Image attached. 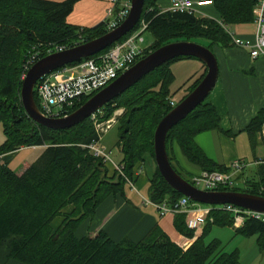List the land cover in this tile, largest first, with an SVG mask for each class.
<instances>
[{
  "label": "trees",
  "instance_id": "obj_1",
  "mask_svg": "<svg viewBox=\"0 0 264 264\" xmlns=\"http://www.w3.org/2000/svg\"><path fill=\"white\" fill-rule=\"evenodd\" d=\"M77 1L0 0V124L5 137L0 143V264H241L238 251L223 252L215 239L204 242L212 226L232 227L235 234L242 237L256 236L259 249L264 250V223L247 219L243 226L235 228L230 216L218 207L206 215L199 236L196 234L199 230L187 228L186 215H173L174 230L185 239L193 240L185 249L158 225L139 241L128 238L114 241L104 230L92 236L76 235L79 226L93 219L97 208L108 197L124 198L129 190L125 178L137 183L135 169L147 159L154 166L148 177L147 198L160 203L163 200L176 202L182 197L158 172L153 136L159 121L176 105L170 104V86L174 80L170 66L176 61L194 59L180 57L164 63L102 107L106 117L112 115L114 104L125 109L118 123L116 143L121 153L122 176L84 147L96 140L89 118L70 129L54 131L33 122L21 104L22 76L31 54L39 53V60L47 55L44 50L50 45L66 44L70 48L79 36L87 42L109 31L104 21L91 28L68 24L66 19ZM157 1L144 0L138 24L119 40L138 29L141 22L145 23V31L151 33L153 42L144 49L142 57L178 41L195 42L211 51L214 45L227 47L230 39L221 24L230 26L254 21L256 0H212L219 22L186 13L160 11ZM118 9L117 6L115 11ZM204 74L186 88L187 94ZM33 98L41 110L36 87ZM86 101L75 105L69 114ZM220 120L215 107L205 99L166 135L169 162L190 184L191 178L201 171H227L226 167L209 159L195 142V137L204 132L221 131L227 135L220 127ZM263 123L264 104L244 129L253 149ZM33 147H42L43 152L21 174H16L9 167L13 154ZM181 158L196 171L185 168ZM242 176L243 173L236 179ZM256 176L244 181L243 187L220 191L244 192L264 198V165H257ZM58 217L62 221L54 228L53 222Z\"/></svg>",
  "mask_w": 264,
  "mask_h": 264
},
{
  "label": "built area",
  "instance_id": "obj_2",
  "mask_svg": "<svg viewBox=\"0 0 264 264\" xmlns=\"http://www.w3.org/2000/svg\"><path fill=\"white\" fill-rule=\"evenodd\" d=\"M109 8L106 11L104 22L110 31L117 27L127 17L130 8V0H108ZM206 5H212L208 1L192 0H170V6L167 11L197 15L198 8ZM118 11H115L116 7ZM254 23L256 32L253 39H242L233 34L229 26L222 25L223 30L230 39V45L233 47L245 49L249 52L252 59L258 57L264 58V0H256L253 8ZM146 29V24L141 22L138 29L133 31L124 40L117 41L107 48L103 53L96 54L83 59L78 63L66 65L41 77L36 84V92L39 99L41 113L48 118H60L69 114L75 105L84 99H89L95 93L105 88L113 82L121 73L126 71L138 60L141 59L144 49L140 47L142 41L141 35ZM74 46L84 43L79 36L73 41ZM66 44H54L48 46L44 51L47 55L68 49ZM39 53L31 54L25 63V72L38 61ZM46 55V56H47ZM174 106V102H170ZM123 109L113 112L110 118L105 119V111L99 109L90 117V121L95 126L96 140L84 146L88 152L95 158L110 166L113 171L123 176L122 166L112 162L110 151L103 145L101 140L103 135L114 127L118 117L122 115ZM259 138L264 147V123L259 131ZM255 165H264V154L260 161H255ZM245 163L241 160L232 161L227 167V171H201L191 178V183L196 188L205 191H220L221 189H231L236 187V177L243 173ZM129 191L140 196L141 204L153 208L160 217L166 215L184 214L187 216L186 226L189 230L197 231L201 229L206 222V215L214 207L226 212L235 228L244 225L247 219H253L264 223V214L245 210L233 205L207 206L203 209L196 202L186 197H181L176 202L163 200L160 203H153L148 198H143L139 193L137 183L125 178ZM189 242L179 244L182 248H187Z\"/></svg>",
  "mask_w": 264,
  "mask_h": 264
},
{
  "label": "crops",
  "instance_id": "obj_3",
  "mask_svg": "<svg viewBox=\"0 0 264 264\" xmlns=\"http://www.w3.org/2000/svg\"><path fill=\"white\" fill-rule=\"evenodd\" d=\"M169 6L170 0L157 1L160 11H167ZM108 8V0H78L66 21L71 25L91 28L103 21ZM196 16L206 17L217 22L220 20L213 5L199 7ZM229 29L237 37L251 40L256 32V25L254 22L230 25ZM212 52L218 65V77L212 92L207 97V102L215 107L221 119L220 127L228 134L212 131L211 135H208V142L215 151L213 156H210L202 146L196 144L209 159L227 167L232 161L242 157L239 154L237 140L241 138L242 141L243 136H246L249 141L244 129L264 104V58L252 59L247 50L230 45L227 47L214 45ZM180 62L182 63L176 67V70L173 67L170 69L174 76L183 74L184 83H186L183 87L186 90L195 79L205 73V66L197 59L181 60ZM257 138L261 142L259 136ZM145 165H148L147 174L143 173ZM27 167L28 164H25L19 174ZM153 171L154 166L150 159L135 169L139 193L143 198H147L145 190L148 191V177ZM143 189H145L144 192H142ZM70 209L71 207L66 211L69 212ZM61 221V217L56 218L53 227L56 228ZM156 225L178 245L189 242V246L193 241L185 239L174 230L173 216L160 217L153 208L143 206L140 196L129 190L126 191L124 198L120 196L108 197L97 208L93 219H87L79 226L76 235L78 237L94 235L97 231L104 230L114 241H120L123 238L139 241ZM196 234L199 236L200 230Z\"/></svg>",
  "mask_w": 264,
  "mask_h": 264
},
{
  "label": "water",
  "instance_id": "obj_4",
  "mask_svg": "<svg viewBox=\"0 0 264 264\" xmlns=\"http://www.w3.org/2000/svg\"><path fill=\"white\" fill-rule=\"evenodd\" d=\"M143 4L144 0H130L127 17L114 29L93 40L44 56L31 65L24 75L20 91V100L26 115L33 122L47 129L67 130L89 118L94 112L119 97L164 63L180 57L197 59L206 68L204 76L198 85L159 121L155 128L153 151L158 172L171 189L198 204L207 206L233 205L264 214L263 197L244 192L205 191L196 188L178 175L169 162L165 143L167 133L207 99L217 82L216 58L213 52L203 45L190 41H178L159 47L142 57L113 82L87 99L82 106L64 117H45L37 107L33 93L41 77L66 65L78 63L99 54L122 39L138 24Z\"/></svg>",
  "mask_w": 264,
  "mask_h": 264
},
{
  "label": "rangeland",
  "instance_id": "obj_5",
  "mask_svg": "<svg viewBox=\"0 0 264 264\" xmlns=\"http://www.w3.org/2000/svg\"><path fill=\"white\" fill-rule=\"evenodd\" d=\"M141 43L140 47L142 49H145L147 46L151 45L153 42V37L149 31H144L141 35ZM201 44H204L203 41H198ZM181 61V60H180ZM176 61L174 62L170 67L173 69L181 65L182 62ZM183 74H178L174 76L173 83L170 86V95H171V101H173L175 104H178L180 99L187 94V90L183 87L184 84ZM114 111L123 109V112L125 109L123 107H117L115 104L113 105ZM112 107V108H113ZM113 114V113H112ZM124 114V113H123ZM120 115L118 117L117 123L114 127H112L107 134L103 135L101 140V145H103L108 151H110V159L112 162H118L121 158V153L116 145L118 141V123L123 116ZM112 115L106 117L110 118ZM93 129L95 131V126L91 122ZM212 131L204 132L199 134L195 137V142L202 146L205 151L210 155L213 156L214 154V147L208 142V135H211ZM4 134L2 125L0 124V143L4 141ZM241 139V138H240ZM237 140V146L240 151V155L242 157H239L237 160H241L245 163V168L243 170V176L240 178V180H237L235 182L236 187L240 188L243 187L244 181L249 180L251 178L256 179V170L257 165H255V161H260L263 158L264 154V147L262 142L256 138L255 143V149L250 145V142L248 141L246 136H243V140ZM43 152L42 147H33V148H23L20 151L13 154L9 167L15 171L16 174H19L23 166L25 164H32ZM181 161L183 162L182 165H184L185 168L188 170H192L193 172L196 170L194 166L189 165L186 161H184L181 158ZM151 163V162H150ZM148 172V165H145L143 167V173L147 174ZM186 177V176H185ZM139 186V185H138ZM145 189L142 190L144 192ZM147 193V191L145 190ZM203 209H207L206 205H200ZM220 208V207H218ZM90 236H92L90 234ZM256 236L254 237H242L240 235L235 234L234 229L232 227L226 226V227H217L212 226L208 234L204 238V242L208 243L212 240H218L220 242V248L223 252H233L238 251L239 254V260L241 264H264V250H260L257 242H256ZM262 262V263H261Z\"/></svg>",
  "mask_w": 264,
  "mask_h": 264
},
{
  "label": "bare ground",
  "instance_id": "obj_6",
  "mask_svg": "<svg viewBox=\"0 0 264 264\" xmlns=\"http://www.w3.org/2000/svg\"><path fill=\"white\" fill-rule=\"evenodd\" d=\"M64 43V42H63ZM42 55V54H41Z\"/></svg>",
  "mask_w": 264,
  "mask_h": 264
}]
</instances>
